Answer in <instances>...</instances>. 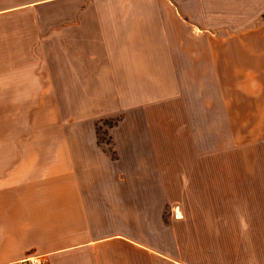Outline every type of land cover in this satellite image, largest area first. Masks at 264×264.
<instances>
[{"label":"crops","instance_id":"0c3cea01","mask_svg":"<svg viewBox=\"0 0 264 264\" xmlns=\"http://www.w3.org/2000/svg\"><path fill=\"white\" fill-rule=\"evenodd\" d=\"M251 77L264 0H0V95L120 117L114 156L90 132L0 150V264H264V167L166 145L168 81Z\"/></svg>","mask_w":264,"mask_h":264},{"label":"rangeland","instance_id":"374dc122","mask_svg":"<svg viewBox=\"0 0 264 264\" xmlns=\"http://www.w3.org/2000/svg\"><path fill=\"white\" fill-rule=\"evenodd\" d=\"M169 83L166 145L172 151L219 152L218 158L211 159L214 166L264 167V78L221 79L219 89L209 79ZM84 98L78 94L0 95V150L26 149L46 136L90 132L114 156L111 135L120 117L97 118L98 111L84 109ZM191 106L197 109L196 122L190 119ZM135 130L145 133L143 125Z\"/></svg>","mask_w":264,"mask_h":264},{"label":"built area","instance_id":"2783aa9c","mask_svg":"<svg viewBox=\"0 0 264 264\" xmlns=\"http://www.w3.org/2000/svg\"><path fill=\"white\" fill-rule=\"evenodd\" d=\"M46 261L42 256H32L28 258L24 264H45Z\"/></svg>","mask_w":264,"mask_h":264}]
</instances>
